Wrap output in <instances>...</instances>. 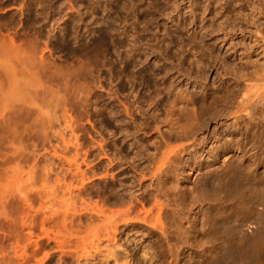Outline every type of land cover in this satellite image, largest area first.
<instances>
[{
  "label": "bare ground",
  "instance_id": "1",
  "mask_svg": "<svg viewBox=\"0 0 264 264\" xmlns=\"http://www.w3.org/2000/svg\"><path fill=\"white\" fill-rule=\"evenodd\" d=\"M109 1L92 0L84 36L74 18L78 35L55 43L34 27L0 39V264H264V206L249 218L264 192V50L232 81L206 70L184 92L176 78L151 88L138 36L119 71L99 54L133 27Z\"/></svg>",
  "mask_w": 264,
  "mask_h": 264
},
{
  "label": "rangeland",
  "instance_id": "2",
  "mask_svg": "<svg viewBox=\"0 0 264 264\" xmlns=\"http://www.w3.org/2000/svg\"><path fill=\"white\" fill-rule=\"evenodd\" d=\"M154 1H109V5L111 6H109V8L112 9V12L115 14V21H119V25L122 24V21L125 20L126 16V20L129 23L133 22V27H128L129 29H126L127 31L124 33L121 31L125 28V26L123 24L121 25V27L117 26V29H123L116 34V37H114V39L121 38L122 42H117V40L120 41V39H116V44H114L113 46L111 44L113 43L114 39L111 40L107 38L108 41L105 39L102 44V47L104 48L100 47L99 49L101 51L98 50L99 54L104 52V54L102 53V55L106 56L105 58H107V67L110 68L111 71L116 72L121 70L122 67H125L127 61L126 59L128 58H126V54L129 50V45H127L125 42L129 41L128 39L130 37V34L131 36H138L136 38L137 42L135 41V45H137L134 46L137 47L138 50L136 51L135 55L133 54L134 58H132L134 59V61H136V63H138V65L136 64V67H134V70H145V79L147 77L146 81L148 82H146V85L151 88L155 85L156 87L154 88H157L158 86L164 88L168 82H171L172 78H176V80L172 82V88L173 85H175L174 88L177 92H184L187 87V82H189L190 80L200 81V78L201 80H203L206 74L205 72L210 70L213 71V73L218 71L217 74L219 75V77L224 80L232 81L234 77L236 78V75L238 76V74L240 75L241 72H243L242 70H244V68L246 69L247 67H252L256 62L257 57H255V55L258 53L261 54V52L264 50V0H254V3H252V1L250 0V2H248V0ZM93 2L92 0H0V39L3 38L2 40L4 41L5 39H7L5 37L6 34L12 33L16 30H19L18 36L22 38L25 34L28 33V30L33 33L30 29H33L34 27L33 31L35 30V35L36 33L37 36L41 34L42 36L46 37L43 38L45 41L48 38L47 40L49 41L46 42H50L51 44L54 41L53 43H55L59 37L70 38L72 35H78L75 28L73 29L71 27L73 25V22H76L75 20H73L74 18H77L76 20L77 22L79 21L78 23L83 24V31H80V35L84 36V34H86L85 30H87L88 27V9L91 11L95 10V8L93 7L96 3L94 2V4ZM141 2H144L145 4H142ZM189 2H194L193 9L189 7ZM152 4L155 5L152 6ZM141 6L143 7V9ZM185 6L188 7L183 8ZM126 8L128 11L126 10ZM131 8H134V13H130L129 10ZM98 13L102 14V10H98ZM127 13L130 14L127 15ZM34 19L37 20L35 21ZM32 20H34L35 22ZM34 23L36 24V26ZM37 23L40 25H38ZM41 24H43L44 26ZM132 24H130V26ZM31 25L33 26L31 27ZM45 25L48 27V29H51L50 31H48L50 32L49 36L47 35L48 32L46 33V30L48 29L45 30ZM37 26H41V28H39L43 33L39 31L40 29L37 28ZM156 26H158L159 29H157ZM61 27H67V30H61ZM154 28L156 29V31ZM60 31L61 33H58ZM64 31L67 33L65 34ZM54 33L56 34V36H54ZM125 34H127L126 39ZM41 35L39 37H41ZM121 35L123 37H121ZM98 37L97 35L93 37L95 41L93 40V38L92 40L90 39L92 42H90L88 38L87 41H89L90 44L85 40L87 37H81L84 38L83 40H81V42L85 43H83L84 46L88 45L90 47H94ZM2 40L0 41V46L2 44ZM108 42L110 45L108 44ZM118 43H124V45H126L127 47L121 44V47H123L121 48ZM106 46H108L109 48L107 49ZM116 48L118 49L119 54L121 53L119 57L116 53ZM119 48L124 50L120 51ZM125 48L127 49V51ZM113 49L116 50L114 51ZM162 49L164 50V52ZM66 52L64 51V54L66 53L68 58L71 55L73 56H71L72 59H76V57L81 56L79 55V53L70 54V52L67 50ZM114 52L116 53V55ZM262 53V56H264V52ZM89 55H91V52L90 54L88 53V56ZM64 58H66V56H64ZM151 82L153 83L151 84ZM103 83H105V78H103L101 84ZM183 83L186 84V87ZM103 87L104 84L102 87L97 85V90L95 89L96 92H98L97 94L99 95V101L104 96L105 89ZM217 103L223 102L219 99ZM206 118L208 119L209 123L216 122L219 119H224L222 114L217 117L212 114H207ZM182 182L184 183L185 179H183ZM253 196L254 197L252 200L254 205V214L249 217L251 218V220L259 218L260 210L264 206V192H254ZM232 226L234 227L236 232H238L235 221H233ZM202 255H205V252H203ZM89 259V264H96L92 263V256H89ZM85 264H88V259L86 260Z\"/></svg>",
  "mask_w": 264,
  "mask_h": 264
}]
</instances>
